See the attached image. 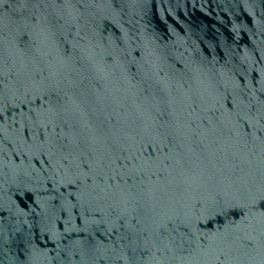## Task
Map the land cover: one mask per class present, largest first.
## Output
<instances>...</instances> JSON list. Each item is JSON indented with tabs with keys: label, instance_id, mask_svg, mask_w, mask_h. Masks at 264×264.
<instances>
[{
	"label": "water",
	"instance_id": "95a60500",
	"mask_svg": "<svg viewBox=\"0 0 264 264\" xmlns=\"http://www.w3.org/2000/svg\"><path fill=\"white\" fill-rule=\"evenodd\" d=\"M0 264H264V0H0Z\"/></svg>",
	"mask_w": 264,
	"mask_h": 264
}]
</instances>
